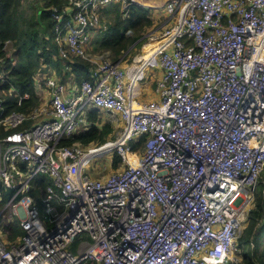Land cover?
<instances>
[{"label":"built area","instance_id":"built-area-1","mask_svg":"<svg viewBox=\"0 0 264 264\" xmlns=\"http://www.w3.org/2000/svg\"><path fill=\"white\" fill-rule=\"evenodd\" d=\"M112 3L148 7L67 0L62 13L52 9L56 58L94 63L91 31ZM161 8L163 23L145 31L129 64L102 55L66 97L47 68L45 101L0 114V264H241L238 239L264 171V0H166ZM148 70L158 98L143 102ZM3 94L18 106L30 97L0 89L1 112ZM89 108L105 111L113 136L63 144L90 127ZM116 155L110 173L88 174L89 162L112 168ZM39 175L50 183L38 203ZM2 189L11 192L4 202ZM8 208L22 230L14 242L2 232Z\"/></svg>","mask_w":264,"mask_h":264},{"label":"trees","instance_id":"trees-1","mask_svg":"<svg viewBox=\"0 0 264 264\" xmlns=\"http://www.w3.org/2000/svg\"><path fill=\"white\" fill-rule=\"evenodd\" d=\"M21 0H0V58H3V72L5 80L0 85L1 90H7L12 85L20 92H28L29 100L24 101L21 106L16 104L15 98L11 95L3 103V111L0 114H8L11 111H26L37 104V96L34 89L35 73L51 67L57 72L64 67V62L60 59H53L55 49L52 46L54 37V18L52 9H57L59 13L67 4V0H37L34 5L32 15L27 18L22 15ZM41 5L37 10L36 4ZM103 15H113L110 22H107L105 29L100 35L92 39L90 51H108L116 60L132 44H139L142 34L153 24L152 9L137 4H131L123 10L119 3L106 5L101 9ZM63 15V14H62ZM104 28V27H103ZM46 34V35H45ZM7 41H11L14 52L9 56L4 50ZM69 63L72 66L77 82L89 78V68L91 64L75 59ZM90 127L71 138L63 140V144L72 145L78 142L84 146L89 143H102L111 132V126L105 123L101 126L96 124L97 110L92 109L88 113ZM143 137L133 143V148L141 145ZM120 162L119 156H115L113 168H117ZM261 190L255 197L254 206L251 207L242 234L238 239L241 249V264H264V247L260 248L261 234L264 226V172L259 177ZM50 183L46 175H39L34 180V187L31 195H34L39 203V196L44 192L45 186ZM4 200V199H3ZM259 221H261L259 223ZM9 238L17 234H22L18 224H8ZM253 244L250 249V244Z\"/></svg>","mask_w":264,"mask_h":264},{"label":"crops","instance_id":"crops-1","mask_svg":"<svg viewBox=\"0 0 264 264\" xmlns=\"http://www.w3.org/2000/svg\"><path fill=\"white\" fill-rule=\"evenodd\" d=\"M151 2H155V6L154 5H151L152 7H155V8H151L152 9V19H153V24L151 27H156V26H159L161 25V23H163L164 21V11L163 9L161 8L163 3L166 1V0H149ZM147 2V1H146ZM158 3V4H156ZM149 4V3H148ZM97 28L92 30L91 33H92V39L98 37L99 35H97L99 33V30L102 28L101 27V24L99 23V26H96ZM150 27V28H151ZM103 31V29L101 30V32ZM54 47V46H53ZM55 49V47H54ZM105 53H108L110 55V53L108 51H105ZM54 60L57 59L56 58V54L54 53L53 57H52ZM119 58V57H118ZM117 58V59H118ZM78 59V58H76ZM113 59V58H112ZM82 60V59H80ZM114 60V59H113ZM86 62H90L91 64V67L89 68V78L87 80H90V77L94 75V73L97 71V68H98V63L94 62L92 63L91 61H86ZM69 63L65 64V67H61L60 68V73L56 71V73L59 75V80L63 83V92H62V95L64 97H66L67 95H69L71 92H74V89L75 88H79V85H80V82H77L76 80V77H75V73H74V70L72 68V66H69L68 65ZM67 67V68H66ZM47 68L51 69V67L49 66H46L45 69L43 70H40L39 72H37V74L35 75V77L33 79L34 80V89L36 90V96H37V104L45 101L47 99V93H46V89L44 91V88H45V83H44V77L45 75L48 73L47 71H45ZM84 80V79H83ZM86 80V79H85ZM153 85V87H151L150 85ZM144 83L142 82V85ZM148 87V89L145 87L144 91L142 89V93H141V96L144 95V100L139 97V99L143 102H147V101H150V100H155L158 98V95L157 93L155 92V88L157 87V83H156V77H154L152 74L150 75V79L148 80V82L146 83V85ZM8 97H4L2 103L7 99ZM36 104V105H37ZM3 108V107H2ZM31 109V108H30ZM92 109H95L97 110V119H96V124L98 123H102L105 124V123H108V120L106 119V113L105 111L101 110V109H98V108H89L88 112ZM29 110V109H28ZM27 111V110H26ZM99 125V124H98ZM110 125V124H109ZM111 126V125H110ZM111 129L113 130L112 126H111ZM111 134V133H110ZM109 138L112 137V136H108ZM108 139V138H107ZM8 199V198H7ZM6 199V200H7ZM6 200H3L6 201ZM5 203H1L0 206L2 207ZM7 223H4L3 225V228H2V232H3V235L5 237L6 240L10 241V242H14L16 240V238L18 236H20L21 234H17L15 235L13 238H9L10 234H9V231H8V227H7ZM18 225H19V221H18Z\"/></svg>","mask_w":264,"mask_h":264},{"label":"rangeland","instance_id":"rangeland-1","mask_svg":"<svg viewBox=\"0 0 264 264\" xmlns=\"http://www.w3.org/2000/svg\"><path fill=\"white\" fill-rule=\"evenodd\" d=\"M37 0H21V7H22V15L23 17H28L29 15H32L33 11H34V5L36 3ZM147 1V2H146ZM156 1V0H155ZM143 3H145V5H147L148 7H152L151 5H154L155 6V2H151L149 0H143ZM149 3V4H148ZM158 4V3H156ZM36 8L37 10H40L41 9V5L39 3L36 4ZM113 18V15L109 14V15H103V13L101 12V17H100V24H101V29L99 30V33L97 35H100L101 33V30L102 29H105V25L107 22H110L111 19ZM104 27V28H103ZM147 32H144L142 35L146 34ZM46 35V34H45ZM141 43L135 45V44H132L126 51H124V53L122 55H120L119 57L123 56L119 66H125L127 64H129L133 58V56H135L137 53L141 52L142 50V46L145 42V39L143 40H140ZM52 46H54V41H52ZM54 48V47H53ZM4 50L5 52L7 53V55H11L13 52H14V46L12 44L11 41H7L6 44L4 45ZM89 54L91 56V58L96 62L98 63L100 61V57L104 54H107L109 56V61L111 63H113V61H116V60H113L112 56L109 55L108 53H105V51H101V52H96V51H93L91 52L90 51V48H89ZM84 61V60H83ZM90 63V62H88ZM56 71V70H55ZM55 74L59 77V75L55 72ZM153 75L154 77H157V74L156 72L154 71H147L146 72V78L145 80L143 81V85H142V89L144 91L145 87L148 89L146 85V83L148 82V80L150 79V75ZM154 85V84H153ZM152 83H151V87H153ZM4 96V95H3ZM0 97H2L0 95ZM140 97L144 100V95H140ZM111 133V134H110ZM109 133L108 136H113L114 134V131L111 130V132ZM142 145V143H141ZM141 145L137 146L136 148H140ZM104 165H102L101 163V159L99 158H96L95 160L91 161L88 163L87 165V172L90 176L92 177H96V178H100L101 176L103 175H107V173H110L112 170H113V167L112 168H105L103 167ZM264 172V171H263ZM262 172V173H263ZM262 173H261V176H262ZM260 180V178H259ZM258 180V183L256 185V189H255V195H254V200H255V197H257V195H259L260 193V190H261V183L259 182ZM11 192L10 191H7V190H3L2 189V192H1V195L3 197L4 200H6L9 196H10ZM252 205L254 206V201L252 203ZM4 221L5 223L7 224H11V225H14V224H18V217L14 214L12 208H8L5 213H4ZM261 221H259L260 223ZM77 242V239L74 241L73 244H76ZM264 247V226H263V232L261 234V240H260V248H263Z\"/></svg>","mask_w":264,"mask_h":264}]
</instances>
